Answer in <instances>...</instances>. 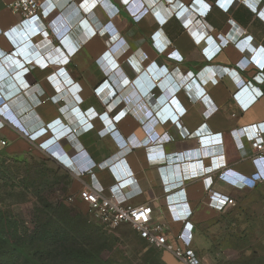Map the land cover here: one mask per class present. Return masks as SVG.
Listing matches in <instances>:
<instances>
[{"label":"crops","instance_id":"crops-1","mask_svg":"<svg viewBox=\"0 0 264 264\" xmlns=\"http://www.w3.org/2000/svg\"><path fill=\"white\" fill-rule=\"evenodd\" d=\"M14 1L0 0V51L7 56L5 63L0 55L1 152L48 158L46 148L58 141L49 124L59 119L74 127L75 110L86 116L94 109L101 116L91 119V128L83 123L75 134L60 137V149L76 167H91L95 182V177L104 185L120 182L129 203H147L156 221L174 232L183 230L194 248L208 221L239 208L215 205L208 196L211 185L240 204L249 199L258 179L233 188L218 176L226 167L255 171L253 150L243 137L251 134L247 126L254 123L264 132V93L246 112L233 94L236 85L249 82L264 92V19L257 15L264 0H241L239 5L234 0H141L148 10L136 19L121 0H74L67 14L62 10L68 0H51L46 5L54 2L56 7L49 16L28 18L8 9ZM204 2L212 6L201 18L206 29L196 22L186 25L197 18L193 6ZM157 15L166 21L161 23ZM92 17L104 25L97 30ZM247 35L258 48L249 58L240 50L252 46ZM206 45L216 52L211 62L202 50ZM21 61L25 66L18 67ZM149 65L154 72L146 75ZM211 69L219 82L204 85L201 79H211ZM166 77L183 86L167 104L143 95L142 89L154 82L159 96L168 87ZM108 122L114 123L105 127ZM197 129L205 137L194 134ZM199 145L216 149L220 167H204L199 159L169 165L171 153ZM66 170L73 177L70 192L93 181L90 172ZM182 203L193 209L184 224L168 211Z\"/></svg>","mask_w":264,"mask_h":264},{"label":"rangeland","instance_id":"rangeland-1","mask_svg":"<svg viewBox=\"0 0 264 264\" xmlns=\"http://www.w3.org/2000/svg\"><path fill=\"white\" fill-rule=\"evenodd\" d=\"M72 181V175L49 157H11L0 151V206L10 222L0 237L11 245L26 243L31 252L38 250V245L29 243L36 223L46 218L38 212L42 206L36 193L56 204L70 192ZM248 196L241 204L235 197L237 210L221 212L201 229L195 248L209 264H264V179L251 186ZM66 205L76 209L71 214L76 225L71 226L75 230L71 229L74 240L69 246L85 250L92 261L54 256L46 264H168L166 252L140 239L130 224L109 230L89 220L86 206Z\"/></svg>","mask_w":264,"mask_h":264},{"label":"built area","instance_id":"built-area-1","mask_svg":"<svg viewBox=\"0 0 264 264\" xmlns=\"http://www.w3.org/2000/svg\"><path fill=\"white\" fill-rule=\"evenodd\" d=\"M47 1L51 0H15L13 3L8 5V9H10L15 14H19L22 18H28L36 14H41L47 17L55 11L54 8L56 7L53 6L54 2H52L49 8L46 5ZM240 2L241 0L232 1L234 5H239ZM74 5V0H68L65 9H63L62 12L67 14ZM125 5L128 8V11L133 19L141 17V15L145 13L146 10H148V8L143 3H141V0L136 1L134 3H132V0H125ZM193 8L197 18L192 22L187 20L185 21V24L190 25V23L194 24L196 22L197 25L202 26L206 29L205 23L202 22L201 18H204L209 14L212 8L211 4L204 2L199 5H194ZM257 15L264 19V5L258 11ZM158 18L161 20V23H164L166 21V18H163L162 16H158ZM92 20L95 23L97 30L104 25L103 22L98 21L97 17H92ZM43 34L46 37H49L50 35L49 31L47 30H45ZM245 41H247L246 43L248 45H252L251 48L249 46L240 47L243 50L249 49L252 50L254 53H257L258 48L256 43L254 42L253 37L247 35L245 37ZM78 48L79 47H75L73 51L77 50ZM202 50L205 52L206 58L209 62H211L215 58L216 52L209 49L207 45L203 46ZM0 55H3L1 56V59L6 63V54L4 55V53L0 51ZM43 57L44 55H41L37 59V63ZM17 66H25V63L21 61L17 63ZM206 67L210 69L211 65L209 64ZM146 71V75H149L148 71L154 72L151 65L148 66ZM163 73L165 74V72ZM213 79L214 78H211L209 80H201L204 85H208L209 83H211L210 80ZM165 81L168 85L167 89H164L159 96L156 94L162 105H165L169 102V99H167L169 96V91L174 93L176 91L180 92L181 90H183L181 89L182 85L180 84H176L175 82L170 84L171 82L169 81V77H166ZM217 81L219 80H215L214 83H216ZM153 84L150 83L148 87L142 89L144 96H147L149 88H154V90L156 89L155 87H153ZM18 91H20V88H18ZM256 92L257 94L251 91L249 88H246L243 90L239 97L245 104H251L255 102L259 98V96H261L262 93H264L260 90H256ZM52 98L53 97H51V99ZM74 112L75 114H78V117H80L81 120H83L86 129L91 128V119L95 120L97 118L96 116L100 115L99 112H96L93 109L88 111V119L87 116L81 113L79 114V111L75 110ZM121 117L125 118L126 114L121 115ZM113 123L114 122H108L105 127H108ZM49 127H51V129L54 130V132L60 137H65L77 131L75 129L76 127L62 123L59 119L52 121L49 124ZM247 127L250 128L251 134L244 135L243 139H248V143L250 144V147L253 150V153L250 154V158L253 161L255 171L249 176H241L239 174L231 172L226 174L227 179H229L230 181H234L236 185H239L241 187L246 186L248 182L253 178L258 180L264 179V132L260 128L259 123H254L252 125H248ZM195 133L202 134L200 129H197L194 134ZM171 139H174V137H171ZM2 144H6V141H2ZM241 144L244 148L245 142L242 141ZM204 146L208 147V145H199L195 148L179 151L177 153H171L168 156V161L170 162L169 165L178 163H181L180 165H182V163L193 159H199L203 161L204 167L207 168L212 167V165L221 164V156H219V154L216 158L212 159L202 158L203 155L201 154V149ZM46 151L48 153V157L56 161V163H58L64 169H68L69 167L72 169H77L75 171L79 175L92 172L91 167L89 166L81 167L80 165L79 168L76 167L74 164V159L72 157H67L64 154L65 152L61 150L56 144L49 145L46 148ZM54 153L56 154L57 158L52 156V154ZM244 153L249 158V152H246L244 150ZM206 161H209V164H206ZM227 169H232V167L224 169L219 174L218 179ZM91 175L93 180L94 173H91ZM95 180L96 182L93 180L90 184L84 185L78 191L67 193L66 195L62 196V199H64V202L71 205L81 206L84 204L86 206L85 213L87 214L90 221L100 223L109 230H112L122 224H130L138 233V236L140 238L146 240L152 246H156L163 249L164 252L171 253L182 264H207L201 254L198 252V250L186 240L183 230L174 232L167 223L156 221L147 203L137 205L129 203L128 197L125 195V193L122 191V188L120 187V182L115 181L113 184L104 185L96 177ZM208 196L209 199L220 209L234 208L238 205L237 200L233 195L225 191L216 189L213 187V185L208 188ZM180 205L183 206L182 212L180 209H178V206ZM169 210L175 214L173 217L174 221L183 224L190 218L193 213V209L187 203L171 205L168 208V211Z\"/></svg>","mask_w":264,"mask_h":264},{"label":"trees","instance_id":"trees-1","mask_svg":"<svg viewBox=\"0 0 264 264\" xmlns=\"http://www.w3.org/2000/svg\"><path fill=\"white\" fill-rule=\"evenodd\" d=\"M36 197L42 206V208H38V212L46 218L36 223V228L31 235L29 244L38 245V250L31 252L29 249L31 247H28L26 243L11 245L0 237V264H46L45 261L53 260L54 256H61L63 259L92 261V257H86L85 250L69 246V241L74 240L71 231L75 229H72L71 226L76 225L71 214L76 209L66 205L64 199L62 202L54 204L51 200L43 198L40 191H37ZM85 215L87 216L86 213ZM9 225L6 211L1 205L0 232H6Z\"/></svg>","mask_w":264,"mask_h":264},{"label":"clouds","instance_id":"clouds-1","mask_svg":"<svg viewBox=\"0 0 264 264\" xmlns=\"http://www.w3.org/2000/svg\"><path fill=\"white\" fill-rule=\"evenodd\" d=\"M122 2H123V4L125 5V0H121ZM134 2H136V0H132V3H134ZM192 22V21H191ZM240 46V45H239ZM238 46V47H239ZM241 48V47H240ZM241 51H242V53L244 54V56H246V57H252L255 53L252 51V50H249V49H247V50H243L242 48L240 49ZM206 68V67H205ZM212 74H213V77L212 78H214L213 80H210V82L211 83H214V81L215 80H219L218 78H217V74L213 71L212 72ZM218 82L219 81H217L216 83H214V84H218ZM183 88V86L181 87V89ZM236 90H235V92H234V94H233V97H234V99H235V101L237 102V104H238V106L240 107V109L243 111V112H246V111H248L249 110V108H250V106H251V104H245L242 100H241V98L239 97L240 95H241V93L243 92V90L244 89H246V88H249L251 91H253L254 93L256 92V90H260V91H263L262 89H259L258 87H256V86H254L252 83H246L245 85L243 84V85H236ZM177 92L178 91H176V92H169V96H168V98L167 99H171V98H173V97H175V95L177 94ZM148 94H151L157 101H159V98H158V96L156 95V92H155V90H154V88H149V91H148V93H147V95ZM175 94V95H174ZM263 94V93H262ZM261 94V95H262ZM174 95V96H173ZM87 116V115H86ZM96 117H99V115H97ZM95 117V118H96ZM87 118L89 119V117L87 116ZM74 127H76L75 129L77 130V129H79V128H83V120H81L80 119V117H76V124H75V126ZM95 127L93 126V129H94ZM92 130V129H91ZM51 131H52V134H53V137L57 140L58 139V141L55 143L57 146H59V148H61L60 147V144H59V141H60V139L62 138H60V136H58L55 132H54V130H52L51 129ZM202 132V131H201ZM75 134V133H74ZM197 136H199L200 138L201 137H205V135H202V134H197ZM202 151H201V154L203 155V157L202 158H210V159H212V158H215V156L217 157L218 155L216 154H214L215 152H216V149H213V148H210V147H206V146H204L202 149H201ZM52 156L53 157H56V154L54 153V154H52ZM57 158V157H56ZM220 165L221 164H219V165H212V167H210V168H214V167H220ZM226 168H228V167H226ZM225 168V169H226ZM224 170V169H223ZM229 172H231V173H236V174H239V175H241V176H249L250 174H245V173H242V172H239V171H237L236 169H234V168H232V169H227L223 174H222V176H220L219 177V179L221 180V181H223L225 184H227L228 186H230V187H233V188H242L241 186H239V185H236L235 184V182L234 181H230L229 179H227L226 178V174L227 173H229Z\"/></svg>","mask_w":264,"mask_h":264},{"label":"water","instance_id":"water-1","mask_svg":"<svg viewBox=\"0 0 264 264\" xmlns=\"http://www.w3.org/2000/svg\"><path fill=\"white\" fill-rule=\"evenodd\" d=\"M164 258L168 264H182L171 253L166 252Z\"/></svg>","mask_w":264,"mask_h":264}]
</instances>
